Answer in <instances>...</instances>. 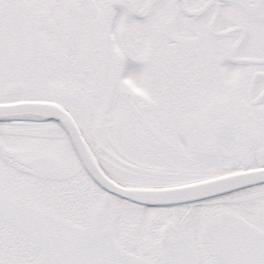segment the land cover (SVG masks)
I'll list each match as a JSON object with an SVG mask.
<instances>
[{
  "label": "rangeland",
  "instance_id": "374dc122",
  "mask_svg": "<svg viewBox=\"0 0 264 264\" xmlns=\"http://www.w3.org/2000/svg\"><path fill=\"white\" fill-rule=\"evenodd\" d=\"M138 1L0 0V103L61 104L93 151L99 143L130 163L134 171L105 154L97 156L124 184L166 187L228 173L232 166L226 160L208 164L201 128L211 126L217 100L248 119L249 110L237 105L248 74L261 66L232 62L263 59V25L250 24L249 38L235 51L237 35L216 39L206 26L213 42L196 48L184 39L201 28L200 22L184 15L179 0H141V16L134 12ZM149 3L155 5L148 14ZM175 5L180 43L152 30ZM243 16L239 12L232 19L240 22ZM16 84L29 89L8 94ZM0 144V191L90 230L109 229L128 251L157 264L164 225H170L169 238H194L200 264H214L202 227L217 214L236 213L264 230L261 187L192 207L145 208L98 187L58 123L0 122ZM40 252L39 244L0 220V264H35Z\"/></svg>",
  "mask_w": 264,
  "mask_h": 264
},
{
  "label": "water",
  "instance_id": "95a60500",
  "mask_svg": "<svg viewBox=\"0 0 264 264\" xmlns=\"http://www.w3.org/2000/svg\"><path fill=\"white\" fill-rule=\"evenodd\" d=\"M259 1L264 12V0ZM257 13L258 9L255 10ZM24 88L29 89L26 85H13L8 94ZM19 120L59 123L91 179L106 192L139 205L194 203L264 184V169H255L174 187H124L103 171L77 120L62 105L40 100L0 103V121ZM223 141L230 146L231 137L223 138ZM100 148L99 145L98 151ZM258 163L264 167L263 161L258 159ZM0 218L40 245L41 253L36 264H154L127 252L109 230L92 232L2 193ZM166 235L167 229L164 228L160 244L166 242ZM203 236L211 246L215 264H264V231L236 214L225 212L208 221ZM161 264H199V255L190 238H178L162 248Z\"/></svg>",
  "mask_w": 264,
  "mask_h": 264
},
{
  "label": "flooded vegetation",
  "instance_id": "af4514ba",
  "mask_svg": "<svg viewBox=\"0 0 264 264\" xmlns=\"http://www.w3.org/2000/svg\"><path fill=\"white\" fill-rule=\"evenodd\" d=\"M141 0L136 4L135 14L140 13ZM182 12L186 16H196L199 23V28L191 35H185V41L195 43L196 48L202 47L208 39L205 32V27L209 29V34L216 39L238 36L234 45V51L238 50L249 38L248 26L254 24L263 25L262 34H259V44L263 47V59H253L249 57L234 58V64H249L261 66L260 69L251 71L246 79V84H243L245 92L241 94L240 108H247V120L243 121L239 116V110L236 108L228 109L225 102L220 103L218 100L213 101L212 106V124L201 128V137L204 139V148L206 149V159L213 167L219 164V161H224L231 165L229 172L245 171L250 169L263 168L258 164V159L264 162V16L257 17L255 15L256 8L260 5L259 0H205L204 3L198 6L197 3L188 4L180 3ZM197 4V5H196ZM155 3L148 5L147 12L151 13ZM177 12V13H176ZM242 13L243 19L239 22L232 19L234 14ZM176 13V16L174 17ZM210 13V21L205 24L206 17ZM263 15V10L261 11ZM140 15V14H138ZM180 15V6L175 5L170 16L161 24V26H153L152 30L157 37H166L170 41L180 43L181 38H177V21ZM141 16V15H140ZM174 19V20H173ZM173 20V21H172ZM172 23L168 25L169 22ZM255 22V23H254ZM192 36V37H189ZM212 41V40H211ZM213 42V41H212ZM193 45V44H192ZM187 46V45H186ZM242 88V89H243ZM231 94L227 95L230 98ZM229 126L228 130H223V126ZM231 137L232 145L228 148L221 139ZM206 137V139H205ZM96 145H99L97 143ZM97 156H106L115 160L119 165L134 171L130 168V163L119 157L113 150L102 146L97 152ZM234 167V168H233ZM228 172V173H229ZM119 182V181H118ZM121 183V182H120ZM127 187H155L148 185H133L134 183H122ZM263 188L264 184L257 185L251 188ZM247 188L245 190H249ZM125 202V201H124ZM128 203L129 202H125ZM132 204V203H130ZM195 204V203H194ZM194 204L181 206L192 207ZM141 207V206H140ZM146 208V207H145ZM173 225V224H172ZM166 226V225H164ZM163 226V227H164ZM168 227V242L173 238H169ZM162 227V228H163ZM193 237V236H192ZM194 241V238H192ZM161 249V246H160Z\"/></svg>",
  "mask_w": 264,
  "mask_h": 264
},
{
  "label": "bare ground",
  "instance_id": "6f19581e",
  "mask_svg": "<svg viewBox=\"0 0 264 264\" xmlns=\"http://www.w3.org/2000/svg\"><path fill=\"white\" fill-rule=\"evenodd\" d=\"M0 122H4V123H5L6 121H0ZM46 122H49V121H46ZM52 122H53V121H52Z\"/></svg>",
  "mask_w": 264,
  "mask_h": 264
}]
</instances>
